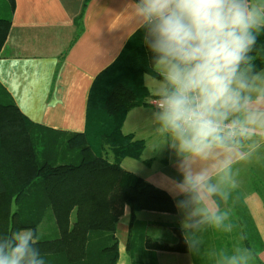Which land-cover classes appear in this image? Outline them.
Listing matches in <instances>:
<instances>
[{
	"label": "clouds",
	"instance_id": "9594fccd",
	"mask_svg": "<svg viewBox=\"0 0 264 264\" xmlns=\"http://www.w3.org/2000/svg\"><path fill=\"white\" fill-rule=\"evenodd\" d=\"M156 80L150 119L176 156V207L195 227L225 224L233 166L264 147V71L251 55L264 34V0H130ZM32 229L0 234V264H46ZM189 250L190 241H186ZM224 264H250L237 249Z\"/></svg>",
	"mask_w": 264,
	"mask_h": 264
},
{
	"label": "crops",
	"instance_id": "0c3cea01",
	"mask_svg": "<svg viewBox=\"0 0 264 264\" xmlns=\"http://www.w3.org/2000/svg\"><path fill=\"white\" fill-rule=\"evenodd\" d=\"M129 4L130 0H15L12 24L0 51V85L28 119L57 131L95 134L87 125L89 92L95 77L137 31ZM148 76L145 83L154 97ZM148 108L153 106L130 110L122 129L146 141L150 158L143 159L145 149L142 159L125 158L122 167L165 190L176 203L180 197H174L171 181L182 179L176 156L168 146L162 153L157 151L159 144L153 143L155 133L147 122ZM130 118L131 128L125 132ZM140 118L144 127L138 129L135 124ZM150 148L154 152L149 153ZM233 172L238 186L231 190L227 203L220 202L229 213L225 224L232 225L231 231L206 223L189 226L194 221L178 208L175 213L139 211L133 246L139 249L147 235L172 245L177 241V227L192 248L185 252L143 249L131 255L127 206L117 224L115 264H224V255L237 249L251 254L250 264H264V147L250 160L235 164ZM51 229L43 223L35 232L44 238L52 236Z\"/></svg>",
	"mask_w": 264,
	"mask_h": 264
},
{
	"label": "trees",
	"instance_id": "16d2710c",
	"mask_svg": "<svg viewBox=\"0 0 264 264\" xmlns=\"http://www.w3.org/2000/svg\"><path fill=\"white\" fill-rule=\"evenodd\" d=\"M6 1L9 12L0 16V51L15 9V0ZM251 55L261 71L264 34ZM146 75L155 73L142 32L136 31L118 57L95 77L89 92L87 125L96 131L92 135L102 137V150L97 151L87 130L67 133L28 119L0 85V234L36 231L47 222L52 236L37 243L46 264H115L117 224L128 206V253L188 251L177 227V241L172 245L149 235L141 239L139 249L131 244L137 212L177 211L165 190L122 167L125 158L142 159L146 149L144 139L122 129L130 110L151 105ZM106 146L111 159L104 154Z\"/></svg>",
	"mask_w": 264,
	"mask_h": 264
},
{
	"label": "rangeland",
	"instance_id": "374dc122",
	"mask_svg": "<svg viewBox=\"0 0 264 264\" xmlns=\"http://www.w3.org/2000/svg\"><path fill=\"white\" fill-rule=\"evenodd\" d=\"M9 11H8V8H7V1L6 0H0V16H2L3 14H7ZM148 84L149 86L151 87L150 90L151 92L154 93V89H155V86H156V80L153 78V76H148ZM152 108H148L146 111L148 113V116H147V122L149 123L150 125V128L151 130L153 129V125L151 124V119H150V112H151ZM139 111V110H137ZM131 125H132V118H130V120L128 121V124L125 128V132H127L128 130H130L131 128ZM144 127V125L142 124L141 122V118L137 120L136 124H135V128H142ZM144 131V130H143ZM145 132V131H144ZM96 134V131L94 132ZM141 134V133H140ZM155 135V134H154ZM101 136L100 135H90V142L92 144V146L96 149V150H102V147H101ZM149 143V141H148ZM153 143L155 145L159 144V147L157 148V151L158 152H164L166 150V147L167 145H165L159 137H157L155 135V137L153 138ZM55 150H58L57 147H55ZM150 152H154V149L153 148H150L149 149V153ZM104 154H106L107 156H109V158L111 159L112 158V152H111V149H109L107 146L105 147V150H104ZM144 154V153H143ZM143 156V155H142ZM146 158H150L149 155H147V149L145 151V154L143 156V159H146ZM127 161H135L133 158H130V160H127ZM137 162V161H136ZM127 163L129 162H126V165ZM126 168V167H124ZM47 223V222H46ZM49 224V223H48Z\"/></svg>",
	"mask_w": 264,
	"mask_h": 264
},
{
	"label": "built area",
	"instance_id": "2783aa9c",
	"mask_svg": "<svg viewBox=\"0 0 264 264\" xmlns=\"http://www.w3.org/2000/svg\"><path fill=\"white\" fill-rule=\"evenodd\" d=\"M150 104L154 106V97L150 100Z\"/></svg>",
	"mask_w": 264,
	"mask_h": 264
}]
</instances>
